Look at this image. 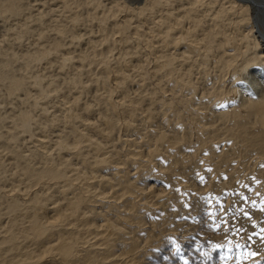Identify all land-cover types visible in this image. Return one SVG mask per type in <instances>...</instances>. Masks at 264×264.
Masks as SVG:
<instances>
[{
    "label": "rangeland",
    "instance_id": "374dc122",
    "mask_svg": "<svg viewBox=\"0 0 264 264\" xmlns=\"http://www.w3.org/2000/svg\"><path fill=\"white\" fill-rule=\"evenodd\" d=\"M86 1L82 0L81 6L77 0H25L30 2L32 10H25L28 7L24 6L21 16L0 15V65L4 59L6 69L18 75L28 73L27 54L57 37L52 26L58 23L64 27L62 47L30 65L29 73L42 76L40 85L47 91L46 99L36 109L32 108L37 97L33 78L24 81L17 95L8 96L0 84V164H4L3 168L0 166V199L5 202L15 198L20 205L17 212H22L13 219L15 226L10 232L0 228V235L13 234L16 240L6 242L10 243V249L5 253L10 254L12 250L16 256L34 250L39 254L63 237L75 234L79 254L102 248L100 240L104 236L112 237L114 254L110 252L106 264H264V151L243 141L241 136L223 132L230 127L229 122L218 118L220 106L213 105L205 96V88L212 83L208 77L200 80L201 75H196L198 71L192 72L191 77L199 87L194 96L185 87L173 86L178 80L174 73L168 71L165 78L158 72L167 69L157 70L156 66L164 46L162 35L155 28L156 21L150 20L151 15L158 18L157 7L153 12L138 16L123 7L112 8L110 0H101L98 8L90 6V0ZM140 1L139 5L143 2ZM173 2L175 10H179L180 5L181 10L187 9L179 1ZM222 3L224 8L232 10L228 9L226 1ZM101 7H105L104 10ZM160 10H168V7ZM77 13H80L79 23L73 24L71 17ZM93 15L105 16L107 40L101 39L98 19ZM24 21L29 26L26 34L21 26ZM116 21L125 22L127 28H116ZM40 28L43 39L38 37ZM121 37H126L127 41L123 42ZM171 47L169 44L166 48ZM59 56H66L70 61L63 65ZM178 64L174 65L179 68ZM244 74L242 83L257 89V81L250 71ZM75 79L79 84L73 82ZM52 88L56 92L53 93ZM108 96L113 104L123 108L112 112L115 127L107 136H102L93 125L104 127L106 119H103L110 108ZM161 101L166 105H161ZM131 103L138 105L134 115L126 112ZM84 105L91 106L92 112L88 113ZM23 110L31 111V132L17 135L14 145L10 143V127L13 117L15 119ZM78 112H84L80 115L93 121L81 120L80 124H87L77 123V128L86 131L91 138L94 136L92 140L100 143L103 150L109 147L106 153L110 159L105 152L96 159V152L83 143L78 148V156L72 151L67 157L73 170L72 175L71 171H65L70 176L64 174L68 182L65 176L61 181L58 179L59 182L54 179L56 184L53 179L33 182L26 173V166L39 170L46 157L57 165L60 157L67 159L55 142L67 128L63 122L65 113ZM51 118L55 119L54 126L49 124ZM252 129L253 125L249 124L248 132ZM101 157L109 159L104 165L106 168L96 166L92 171L96 165L93 163ZM34 197L41 200L37 206L32 202ZM74 197H79V202L72 214L66 201ZM9 217L1 214L0 227L8 223ZM38 225L42 228H37ZM45 226L47 232L38 235L45 231ZM63 261L54 249L32 260L38 262L36 264H71Z\"/></svg>",
    "mask_w": 264,
    "mask_h": 264
},
{
    "label": "bare ground",
    "instance_id": "6f19581e",
    "mask_svg": "<svg viewBox=\"0 0 264 264\" xmlns=\"http://www.w3.org/2000/svg\"><path fill=\"white\" fill-rule=\"evenodd\" d=\"M142 1L143 2L141 5H139L141 3L140 0L135 1V2L127 1V0H124V1H122V0H110V3L112 5V8L114 7V8L119 9L120 7H123L126 10L128 9V11L131 10V12H133V13L135 12L138 16H143V15H145V13L147 11H152L157 7L158 8L157 10H159L158 18H154L153 15H151L152 17H150V20L156 21L155 22V24H156L155 28L158 29L159 33H161V35H162L161 40H162V44L164 46L161 49L162 51H161L160 57H157V65L156 66H157V70L159 68H163V67L167 69V70H165V69L160 70L159 69L158 72L161 71V74L165 78H166V74L168 73V71H170L171 73H174L176 76L175 78L176 79L178 78V80L175 83H173V86L179 85V86H181L180 88L185 87L186 91H188L189 93H191L194 96L197 95V92H198L197 90H199V87L197 86V84H195L193 78L191 77V74L194 70L198 71V72H196V75H201L200 80L203 78H206V77H208L209 80H212V83L210 84V86H208L206 88L204 87L205 88V96L209 102L213 101V105L220 106V109L218 110L220 112H218V114L216 113L218 115V118L225 120V122L226 121L229 122L230 127L227 126L226 128H224L223 132L228 134V135H232L234 137H240L241 136L243 141H249L250 144H252L254 146V148H258L259 151L263 152L264 151V82H263V80H264V0H142ZM173 1H179L182 5H185L187 7V9L181 10V5H180V9L175 10L173 8V4H174ZM224 1H226V4L228 5V9H232V10H227V8H224L223 3H222ZM77 2H79V5L82 6V3H83L82 0H77ZM86 2H89V0H87ZM29 3L30 2H25V0H0V15L9 16V17L21 16V14L23 12V11L20 12L22 10V7L27 6L28 9H25V10H32V6H30ZM126 3H128V6ZM134 3H137V5H134ZM90 4L94 5L93 7L98 8L101 4V0H90L89 5ZM87 5H88V3H87ZM103 6H105V5H103ZM166 6L168 7V10H160V8H163ZM215 6H216V10H213V8ZM105 7H103V8H105ZM110 8H111V6H110ZM110 8H108V9H110ZM234 8H237L238 10H233ZM110 10H112V9H110ZM79 14L77 13L71 17V22L73 24L79 23L78 22L79 21L78 19H80L78 17ZM96 14H94V15H96ZM90 15L92 16V13H90ZM96 16H94V17L97 18ZM100 16L101 17H99V15H98L99 18H97V19H98V24H99V30L101 32V39L107 40V37H108L107 33L109 31L104 26L105 16H102V15H100ZM149 16H150V14H149ZM90 18H92V17H90ZM95 21H97V20H95ZM21 26L23 27L22 30L25 31V34H26L28 32L29 26L27 25V23H25V21H24V24H22ZM39 26L42 27L41 25H39ZM115 26H116V28H118V29L121 28L122 30L123 29L125 30L127 28V26L125 25V22H121V21H116ZM53 28L56 31V35H57V37H55L54 39H51V40H53V42L52 43L47 42L46 46L44 44V46L37 47V48L32 50L33 52L31 51L30 54H27L26 70L28 69V73H24V74H20V75L15 74L12 72V70L9 71L8 69H6L5 64H4L5 60L4 59L1 60V62H3V63L0 65V84L5 88V90L7 91L6 94L8 96L9 95H17L23 89L24 81L26 79L33 78L32 84L36 87V93H37V97L32 102V108L33 109H36V107L39 106L38 104L41 101H44L46 99L47 91L44 90L40 85V82H41L43 77L39 76V75L33 76L31 73H29L31 70L30 65H31V63H34L40 59H43L45 55H49L51 52H57L58 49H60L62 47L61 39L64 36V27H60L58 25V23H56L52 26V29ZM149 30H151V29H149ZM42 31L43 30L41 29L39 32V36H38L39 39H43V37L45 38V36L42 35ZM144 35H142V36H144ZM121 40L123 42H126L127 38L121 37ZM169 44L172 45L171 49L173 51H171L170 48H166ZM180 48L183 50L180 51L179 50ZM59 57L60 58H58V59L61 60L63 65L67 64L70 61V59L67 58L66 56L65 57L59 56ZM180 57H181V59H180L181 61L179 62ZM81 58H83V57H81ZM176 62L179 63L178 64L179 68L176 67V65H174ZM182 63H186V65L182 66ZM210 64H212V66ZM122 65H124V64H122ZM209 65H210V71L207 70ZM256 65H258L261 69H257ZM248 71H250V75L253 76L255 81H257V87H256L257 89H250L242 83L243 82L242 80L244 79V75H246L244 73L248 72ZM76 75H78V74H76ZM119 75L122 76L123 74H119ZM123 76L125 77V75H123ZM122 79H123V77H122ZM122 79L119 78L118 81L121 82ZM236 80L238 82H235ZM73 82L75 84H79V81L77 79L73 80ZM81 88L83 89V87H81ZM51 90L53 91V93L56 92L55 88H52ZM200 91H201V96L203 97L204 96L203 89L201 88ZM122 92L124 93L125 89H123ZM230 92H232L233 95L230 96ZM150 94H152V93H150ZM237 96H239V99L236 98ZM235 99H237L236 103H234ZM73 100H74L73 102L77 103L75 99H73ZM107 102H108L107 104L109 105L110 108H107L108 116H104V119H103V121L106 119L104 122V127L98 128V125H97V127H96V125L95 126L93 125L94 129L97 130V133H99L102 136H107L109 134V131L114 129L113 128V126H114L113 125L114 124L113 114L117 112L119 107L123 108V106H118L117 104H113L112 99L109 96L107 98ZM85 104H87V103H85ZM161 105H166V104L164 102H162ZM87 106L88 105H84V107L86 108L88 113H90L92 108L90 109L89 107H91V106H89V107H87ZM136 106H138V105H136V104L133 105V103H131V105L128 106V108H126V112H129L130 114L134 115V112L136 110ZM211 108H212V106H211ZM207 109L208 108H206V110ZM84 111H85V109H84ZM112 112H114V113L112 114ZM30 113H31V111L23 110V111H20L19 113L16 114L15 119L13 117L12 125L10 127V143L14 142V145H15V143L17 142V135L27 133V132H31L32 118H31ZM78 113H67V114L65 113V115H66V116L64 115L65 121H63V122L67 128L65 129V131H63L58 136V138L55 142L56 143L55 146H58L59 150L63 153L64 156H66V158L70 157V155H71L70 152H72V151L74 152L75 156H78V154L80 152V150L78 148L83 143H86L88 145V147L90 146L92 152L93 151L96 152L95 155L101 154V156H102L105 152V154L108 156V154L106 153L109 150L108 146H107L108 147L107 151L103 150L100 143L92 140V138L93 139L95 138L94 136H92V138H91L90 135H88L86 133V131L83 132L77 128V125L80 124L79 122H81V120L90 119L89 117L85 118L84 116H82L84 112H80V113H82V115H80V113L79 114ZM149 114H150V112H149ZM84 115L88 116L87 113ZM213 115H214V113H213ZM213 115H212V117H216V115L215 116H213ZM89 116H90V114H89ZM251 116H254V118L251 119L252 118ZM205 117L206 116H204V118ZM102 118H103V116H102ZM208 118H209V116H208ZM51 119L52 120L49 121V124L51 126H54L53 123L55 122V119L54 118H51ZM206 120L208 123H210V122L212 123V121H208L207 118H206ZM209 120H210V118H209ZM212 120H213V118H212ZM46 121H48V120H46ZM91 121H93V120H91ZM103 121H101V123ZM63 122H62V124H63ZM207 122H205V124H207ZM95 123H96V121H95ZM64 124H63V126H64ZM85 124H87V123H83V125H85ZM249 124H252L254 129L249 130V132H248V125ZM80 125H82V124H80ZM90 125L92 126L91 123H90ZM220 125H222V124H220ZM87 127H89V126H87ZM222 128H223V126H222ZM85 129H82V130H85ZM90 129H92V128H90ZM94 129H92L93 132H94ZM11 130H12V132H11ZM215 131H217V130H215ZM256 131H257V133H255ZM95 132H94V134H97ZM199 132L201 134V131H199ZM201 136H200V138H201ZM102 140H103V138H102ZM158 140L162 141V138L160 137V138H158ZM41 150H42V148H41ZM81 151H82V149H81ZM15 153H17V152H15ZM38 153H36V154H38ZM41 154H43V153H41ZM54 154H56V153H54ZM43 155L45 156L46 154H43ZM81 156H83V155H81ZM37 157H39V156L37 155ZM110 157H109V159H110ZM60 158H61V160H60V162L57 161L58 162V165H57L56 162L53 161V159L46 157V159L44 161L45 164L44 165L42 164V166L39 167V170H34L29 165L28 166L25 165L26 166V173L29 175V178H31L33 182L34 181L35 182H41L44 179H47V180L53 179V182L55 181L54 179H56V181H58V179L60 180L65 175L68 176L69 171H71L70 170L71 164L69 163L68 158L67 159H63L62 157H60ZM98 158H99V155L96 159H98ZM74 159H76V158H74ZM77 159H78V157H77ZM100 159L96 160V161L93 159L95 162L92 160L94 162L93 164L96 163V165L94 167L92 166L93 164L90 165L93 167L92 171L94 170V168L96 166H98V168L100 169V166L103 167L106 164V162H109V159L107 161V159L105 157L102 158L101 160ZM82 160H83V158H82ZM117 160H115V161L117 162ZM41 161L43 162V160H41ZM113 161H114V159H113ZM85 162L87 163V161H85ZM3 165L4 164H0V166H2V168H3ZM105 166L103 168H106ZM65 171H67L68 173ZM72 171H71L70 175H72ZM97 171H98V169H97ZM73 173H77V172H73ZM78 173H79V171H78ZM97 173H99V172H97ZM73 175L75 176L76 174H73ZM261 176L263 177V175H261ZM15 177H16V175H15ZM68 177H70V176H68ZM71 179H74V178L71 177ZM77 179H78V177H77ZM65 180L67 181L68 178ZM69 180H70V178H69ZM45 182H48V181H45ZM66 184H68V183H66ZM85 195H86V193H85ZM82 197H84V196H82ZM39 198H40V196H39ZM39 198L34 197L32 199L33 203H37L34 206H37L41 203V200ZM73 199H75V200H73ZM73 199L66 201L68 209L72 214L74 213V211L76 210V207L78 206L79 197H74ZM49 200H47V201H49ZM1 206H4L2 208L6 209L5 212H2L3 209L1 208ZM59 207H60V205H59ZM34 209L37 210V208H35V207H34ZM17 211H20V205L15 198L11 197L8 199V201L6 200L5 202L2 201V199H0V218H1V214H6L8 217L11 216V217H9L10 220L8 221V223L5 226L0 227L4 232L7 230V233H8L14 228L15 222L13 219H16L18 217V215L22 214V212H17ZM15 213H17V215H14ZM31 213L33 215V219H36V216H35L33 210L31 211ZM58 214H60V213L57 212V215ZM19 217H23V216H19ZM79 221H82L81 218ZM23 224H26V223H23ZM26 227H27V225H26ZM37 228H42V226L38 225ZM47 228L48 227L45 226V231L39 232L38 235H42L43 233L45 234V232H47ZM86 229H88V228H86ZM29 230L32 233L33 237L35 238V236H34L35 234L32 232L30 227H29ZM68 230H70V229H68ZM80 232H82V231H80ZM63 235H65V234H63ZM24 236L26 237V235H24ZM21 238H22V236H21ZM23 239L24 238H22V240ZM12 240H13V242L16 241L13 234H10L9 237L8 236L3 237L2 235H0V264H36L38 262H32V260H34L35 258H39L40 256L44 255L45 253H46V255H47V253L50 254V252H53V249L56 252H58L59 255L65 260L63 262L68 261L71 264H84V263L85 264H106L105 259L109 256L110 252L112 251L111 247L113 245L112 244L113 238L109 237V236H104L100 240L101 242L99 243V245L100 244L104 245L102 248L100 247V248H97L95 250H87L89 248V247H87V249H86L87 251H84L83 253L79 254L78 252H81V251L77 250V248L75 247L77 240H76V235L74 234L68 238L63 237L53 247L46 249V250H42V252H38L39 254H37L34 250H32L28 253L24 252L22 254L15 256L14 255L15 251H12V250H11L10 254L5 253V251L8 250V248L10 249V246L8 245L10 243L9 242L6 243V242L12 241ZM22 240H21V242H22ZM26 240H27V238H26ZM28 240H30V239H28ZM87 240H86V242H87ZM90 240H88V241H90ZM51 243H53V242H51ZM77 244L80 245L79 243H77ZM112 254H114V253H112ZM20 255H22V256H20ZM116 260H118V259H116Z\"/></svg>",
    "mask_w": 264,
    "mask_h": 264
}]
</instances>
